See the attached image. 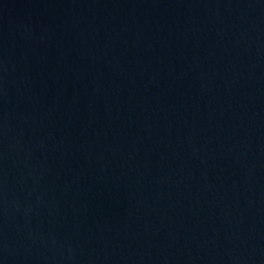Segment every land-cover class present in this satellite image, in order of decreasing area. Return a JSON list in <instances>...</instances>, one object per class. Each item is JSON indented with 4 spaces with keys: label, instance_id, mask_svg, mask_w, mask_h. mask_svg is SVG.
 I'll use <instances>...</instances> for the list:
<instances>
[{
    "label": "water",
    "instance_id": "95a60500",
    "mask_svg": "<svg viewBox=\"0 0 264 264\" xmlns=\"http://www.w3.org/2000/svg\"><path fill=\"white\" fill-rule=\"evenodd\" d=\"M0 264H264V0H0Z\"/></svg>",
    "mask_w": 264,
    "mask_h": 264
}]
</instances>
